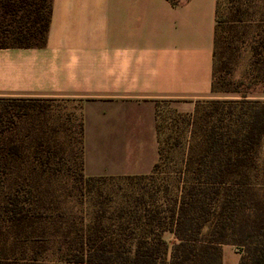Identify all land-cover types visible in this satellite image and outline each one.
Wrapping results in <instances>:
<instances>
[{
	"label": "trees",
	"instance_id": "obj_1",
	"mask_svg": "<svg viewBox=\"0 0 264 264\" xmlns=\"http://www.w3.org/2000/svg\"><path fill=\"white\" fill-rule=\"evenodd\" d=\"M247 1L243 8L230 0L229 16L221 18L218 0L214 63L216 45L239 49L246 43L241 29L252 32L248 91L182 115L187 150L172 181L121 196L106 188L155 179L165 159L158 117L159 161L151 174L88 177L82 121L79 155L43 136L25 148L6 130L53 101L0 99V264H45L56 244L65 264H223L226 245L236 248L239 264H264V1ZM51 15L52 0H0V48L44 45ZM215 80L214 65L216 93ZM74 200L87 210L73 215L67 205ZM166 233L175 239L171 247Z\"/></svg>",
	"mask_w": 264,
	"mask_h": 264
},
{
	"label": "crops",
	"instance_id": "obj_2",
	"mask_svg": "<svg viewBox=\"0 0 264 264\" xmlns=\"http://www.w3.org/2000/svg\"><path fill=\"white\" fill-rule=\"evenodd\" d=\"M217 3L52 0L44 45L0 48V99L80 103L85 175H149L158 105L189 115L222 98L213 91Z\"/></svg>",
	"mask_w": 264,
	"mask_h": 264
},
{
	"label": "rangeland",
	"instance_id": "obj_3",
	"mask_svg": "<svg viewBox=\"0 0 264 264\" xmlns=\"http://www.w3.org/2000/svg\"><path fill=\"white\" fill-rule=\"evenodd\" d=\"M172 1L178 2L179 0ZM257 1L258 6H261L264 0ZM234 3L241 5L244 8L245 5H249V3L252 2L247 0H235ZM230 4V0H219L218 6L221 18H227L229 16ZM253 10L254 8L251 9V12H253ZM246 29L247 28L241 29V32L245 35L242 39H246V43L241 45L239 49H236L233 46L232 48L226 50L223 48L222 44L221 48L216 45V50L218 52L214 63L216 71L215 86L216 89H218L216 95L222 97L218 100L238 99L241 97V94L233 93V91H248L245 75L249 69L252 58V51L249 44L253 38L252 32L251 34L244 33ZM219 35L221 37L227 36V32L222 31V28H220ZM0 39H2V37H0ZM7 43L12 44V41L8 40ZM229 67L232 69L230 74L228 73ZM258 95L257 91H252L251 93V96L253 97ZM204 102L199 105L201 109L207 107ZM37 108L38 111L40 110L39 113L32 112L28 117H25L24 124L23 122H20V125L14 126L12 129H5V135L7 137L14 135L13 140L15 142L17 140L21 144L23 143L25 148H30L29 146L34 142L33 139L36 136H43L45 138H50V140L54 143H64V149L67 154H70L69 151H73V153L79 155L81 146L80 103L71 101H53L41 103ZM157 115L161 148L165 156L162 167L160 168L159 173L155 176L154 180H143L141 183L124 180L108 182L106 188L111 187L113 192L120 194L119 196L124 193H130L131 190H135L137 193V189L142 185H146L147 188H153V186L162 184V182H166L165 180L167 178H170L169 176L174 177L175 172L181 168L182 159L187 150L189 136V127L187 121H185L186 118L182 116L183 114L178 113L176 109H174L173 105L168 102H161L158 105ZM1 126L3 125L0 124V127ZM262 153L264 155V150ZM12 180L13 176L7 181V185ZM4 189L5 185L3 184L1 190L2 194ZM67 206L73 215L81 214L82 208L87 210L86 205L82 206L81 202L78 200L70 202ZM166 234L164 237L171 247L175 242V239L173 235H169L170 233ZM58 248V244H56L48 253L43 263L60 262L59 260H62L64 254L61 253ZM224 261L225 264H238L239 259L236 248L233 247L224 249Z\"/></svg>",
	"mask_w": 264,
	"mask_h": 264
}]
</instances>
